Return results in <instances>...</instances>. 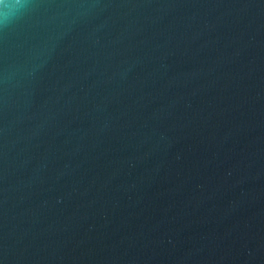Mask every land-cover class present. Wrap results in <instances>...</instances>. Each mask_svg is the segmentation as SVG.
Masks as SVG:
<instances>
[{
    "label": "water",
    "instance_id": "water-1",
    "mask_svg": "<svg viewBox=\"0 0 264 264\" xmlns=\"http://www.w3.org/2000/svg\"><path fill=\"white\" fill-rule=\"evenodd\" d=\"M4 11L0 264H264V0Z\"/></svg>",
    "mask_w": 264,
    "mask_h": 264
},
{
    "label": "clouds",
    "instance_id": "clouds-1",
    "mask_svg": "<svg viewBox=\"0 0 264 264\" xmlns=\"http://www.w3.org/2000/svg\"><path fill=\"white\" fill-rule=\"evenodd\" d=\"M0 4H2V7L7 10L9 8H17V10L23 9L26 4L27 0H13V2H9V0H0ZM9 15L7 11H4L3 13H0V24L7 25L9 22Z\"/></svg>",
    "mask_w": 264,
    "mask_h": 264
}]
</instances>
